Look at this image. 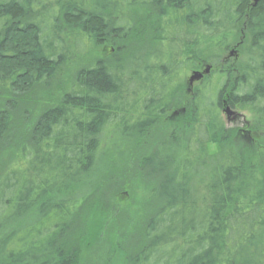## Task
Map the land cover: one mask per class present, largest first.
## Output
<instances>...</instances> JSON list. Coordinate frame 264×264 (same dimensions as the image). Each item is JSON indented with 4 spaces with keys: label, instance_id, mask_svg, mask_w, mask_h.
<instances>
[{
    "label": "trees",
    "instance_id": "16d2710c",
    "mask_svg": "<svg viewBox=\"0 0 264 264\" xmlns=\"http://www.w3.org/2000/svg\"><path fill=\"white\" fill-rule=\"evenodd\" d=\"M124 6L149 8L142 46L112 18ZM113 36L131 50L21 114ZM244 41V62L228 58ZM201 65L209 74L185 89ZM3 91L0 153L15 164L0 174V264H85L72 227L85 233L86 215L113 208L110 187L136 181L145 197L116 205L104 264H264V0H0ZM226 106L260 134L227 130Z\"/></svg>",
    "mask_w": 264,
    "mask_h": 264
},
{
    "label": "rangeland",
    "instance_id": "374dc122",
    "mask_svg": "<svg viewBox=\"0 0 264 264\" xmlns=\"http://www.w3.org/2000/svg\"><path fill=\"white\" fill-rule=\"evenodd\" d=\"M114 11L115 12L112 13V18L115 20V22L120 23L124 21L125 19L128 20V22L132 24L131 30L129 33L130 36L128 38L132 37L134 40H136L135 42H137L139 46H142L143 41L147 39V34H150L152 30L151 29L152 18L148 13L149 8H141V7H136V6H133V7L124 6ZM243 39L244 38L242 36L239 40L242 41ZM110 40L111 41L109 42L107 41L105 45H102L99 47H93L92 49L89 50V52L85 56H78L74 58L73 60L71 59L68 62V64H66L64 69L62 70L56 82H53L52 87H50L49 89L51 90L50 92H48V90L46 89L44 91L39 90V88L36 90L39 95L37 99L40 97H45V98L53 97L54 94H56L59 89L65 88L68 86V84H70L71 78L74 73H76L81 68L89 67L99 58L109 59L112 57L123 56L127 54L129 50H131V46H130L131 44H125V43L131 42L130 40L126 41V39L124 40V39L118 38V36L116 37L113 36V38H111ZM116 40L118 42H116ZM247 44H248V41L246 42L244 41V46L242 50L239 51L238 58L236 59L237 61L244 62ZM204 69L205 67L201 65V67L196 71L202 72ZM191 74H192V71L186 74L187 75L186 83L184 85L185 89H188L189 87V85L187 84V81ZM196 85L197 83L194 84V86ZM4 92L5 91H3V95H0V108H3V107L9 108L8 105L10 104L11 100L8 97L4 96L5 94ZM37 99L36 100L30 99L29 103L25 105V109L23 110L21 114L25 116H32L33 113H37V112L39 113L42 109L41 107H43V104L41 102L42 98L39 99L40 104L37 101ZM232 110H235V109H232ZM182 111L184 112L186 111V109H182ZM21 114L20 116L22 117ZM170 115L171 117L169 116V119L172 118L173 120L180 119L182 117V115L180 114V111L173 113V114L171 112ZM222 118H223V121H224V124L227 130H231L235 132L248 131L250 134H257L256 136L260 134V133H257V131L251 130L252 120L250 119V115L247 113L241 112V115L236 117L235 120H232V119L229 120L226 115H222ZM160 130H161L160 127L156 128V132L158 131L160 132ZM111 139L112 138H110V135L107 134L105 138L106 145L104 146H107L109 150L108 152H112V156H114V152L121 151V147L119 144L115 146L114 145L111 146L109 144ZM209 152L210 154L216 153L217 152L216 145H210ZM14 162H15L14 151L12 152L8 150V151L0 153V174L5 172V170L7 171L10 168H12L15 164ZM3 165L5 166L7 165V166L3 168L2 167ZM138 186L140 188H138ZM110 188L111 190L109 194L113 198L109 197V201H107L108 204L106 208L111 207V206L113 208L109 210L106 209L104 210L103 213L97 212L95 216L94 215L91 216L90 214L88 219L86 215L85 219L88 222V224L85 222L86 230H85V233L81 232V235L76 233L77 226L72 227L73 230L75 229V233H74L75 237H74L73 243L81 242V244H84L82 256H84L85 264H104L105 255H107V252L109 248L111 247V244L113 241V234H111V232H114V233L119 232L118 231L119 228L113 227L114 226L113 220H116L114 219V213H115L114 210H115L116 205H117L116 209L121 208L124 211L125 209H127V206L132 201L134 203L139 204L140 198H144L145 197L144 194L146 192L145 187L140 186V183L138 181H136L134 184L130 183V187H128L127 185L124 186L123 184L122 186H119V187L112 186ZM87 191L88 190L85 189V192ZM148 196L149 194H146V198ZM90 228H96L101 238L99 237V235H96V236L88 235L87 236V231H91ZM120 233L123 234V232H120ZM118 237L119 239H122V235L119 234ZM87 238H88V241L90 240L88 244L86 241ZM123 240L126 241L125 238Z\"/></svg>",
    "mask_w": 264,
    "mask_h": 264
},
{
    "label": "water",
    "instance_id": "95a60500",
    "mask_svg": "<svg viewBox=\"0 0 264 264\" xmlns=\"http://www.w3.org/2000/svg\"><path fill=\"white\" fill-rule=\"evenodd\" d=\"M210 69H211L210 66H206V68H205V70L203 72H194L192 74V76L190 77V79H189L190 87H192L195 82H198V81L202 80L204 75L209 74ZM225 113L227 114V117H228L229 120L230 119L235 120L236 117L238 116V114L233 112L230 107H227L225 109Z\"/></svg>",
    "mask_w": 264,
    "mask_h": 264
}]
</instances>
